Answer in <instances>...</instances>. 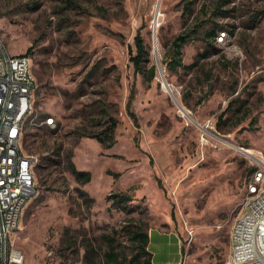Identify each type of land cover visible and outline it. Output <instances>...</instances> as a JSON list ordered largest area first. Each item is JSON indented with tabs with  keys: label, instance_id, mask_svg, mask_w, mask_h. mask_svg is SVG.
<instances>
[{
	"label": "rangeland",
	"instance_id": "374dc122",
	"mask_svg": "<svg viewBox=\"0 0 264 264\" xmlns=\"http://www.w3.org/2000/svg\"><path fill=\"white\" fill-rule=\"evenodd\" d=\"M195 24L170 72V40ZM0 39L28 54L33 106L53 117L32 113L22 134L35 187L10 235L15 264H107L105 238L121 261L133 224L178 240L152 232L151 264H229L230 225L264 162V0H0ZM112 119L111 143L98 141Z\"/></svg>",
	"mask_w": 264,
	"mask_h": 264
},
{
	"label": "built area",
	"instance_id": "2783aa9c",
	"mask_svg": "<svg viewBox=\"0 0 264 264\" xmlns=\"http://www.w3.org/2000/svg\"><path fill=\"white\" fill-rule=\"evenodd\" d=\"M33 78L28 55L10 54L0 39V264H15L22 255L7 239V226L20 222L25 203L30 198L18 191H9L10 183L20 187H35L34 173L26 167L19 152L21 133L28 125L23 113L46 116L33 106ZM37 127V125H32ZM253 192L241 197V207L229 228V264L244 260V264H264V236L251 242V229L264 227V181L256 180V173L264 172V163L257 159Z\"/></svg>",
	"mask_w": 264,
	"mask_h": 264
},
{
	"label": "trees",
	"instance_id": "16d2710c",
	"mask_svg": "<svg viewBox=\"0 0 264 264\" xmlns=\"http://www.w3.org/2000/svg\"><path fill=\"white\" fill-rule=\"evenodd\" d=\"M198 28V25H194L192 28L180 31L177 33L169 42L168 49L166 51V57L163 60L164 66L170 71L175 72L179 67H184L181 58V48L182 46L194 35ZM212 35V34H211ZM134 47L135 51L131 54L130 59L134 64L136 71H142V65L149 62V47L143 43L141 35L136 32L134 35ZM30 48H27V51ZM206 53V52H205ZM23 55H28L22 53ZM145 80L150 81L156 74V67L153 63H150L146 70L143 71ZM128 108V105H127ZM132 116L133 114L129 112ZM133 117V116H132ZM114 121L110 122V125L105 127L100 134H95V138L100 142H105L106 140L110 144L112 141V131H113ZM69 171L73 174L74 178L79 182H86L89 180V173L83 170H77L72 165L68 166ZM127 200L129 196H126ZM117 202V201H116ZM123 209V206H122ZM128 239L131 244L132 250L129 254H124L122 260L126 264H151V252L148 250L149 234L147 227L142 224H133L131 228H128ZM107 249L103 252L102 261L107 264H121L120 254L115 251L113 238H105ZM82 264H87L83 262Z\"/></svg>",
	"mask_w": 264,
	"mask_h": 264
},
{
	"label": "bare ground",
	"instance_id": "6f19581e",
	"mask_svg": "<svg viewBox=\"0 0 264 264\" xmlns=\"http://www.w3.org/2000/svg\"><path fill=\"white\" fill-rule=\"evenodd\" d=\"M31 114L32 113H23V120H28L31 117ZM42 123L45 125L51 126L53 124V117L48 116V115L45 116L42 120ZM22 134L23 133H21V140H22ZM245 150H246V152H251L250 149H245ZM19 152H22L23 158H32V156L30 154L26 153L23 150L21 143H19ZM260 163H261V160H260ZM262 163H264V162H262ZM26 167H31V173H34L33 172V161H32V159L26 160ZM9 191H18V194H25V195L30 197L34 192V188L33 187H20V183H10L9 184ZM18 225H19V223H14L13 225L7 226V239H10V235H11L12 231L16 230L18 228ZM259 236H264V227H260L259 234H258V229H251V231H250L251 242H258ZM233 264H244V260H235L233 262Z\"/></svg>",
	"mask_w": 264,
	"mask_h": 264
},
{
	"label": "crops",
	"instance_id": "0c3cea01",
	"mask_svg": "<svg viewBox=\"0 0 264 264\" xmlns=\"http://www.w3.org/2000/svg\"><path fill=\"white\" fill-rule=\"evenodd\" d=\"M152 232H156V233H160L161 235H167V236H170L171 238L169 239V241L174 244L176 247H178V240L175 239V235L174 234H170V233H163V232H158V231H152ZM152 232L149 233V238L151 237L152 235ZM150 240V239H149ZM148 245H149V242H148ZM148 250H149V246H148ZM150 251V250H149ZM152 255V253H151Z\"/></svg>",
	"mask_w": 264,
	"mask_h": 264
},
{
	"label": "water",
	"instance_id": "95a60500",
	"mask_svg": "<svg viewBox=\"0 0 264 264\" xmlns=\"http://www.w3.org/2000/svg\"><path fill=\"white\" fill-rule=\"evenodd\" d=\"M162 85H164V87H165L168 91H170V89H169V87H168V84H167L165 81H162Z\"/></svg>",
	"mask_w": 264,
	"mask_h": 264
}]
</instances>
